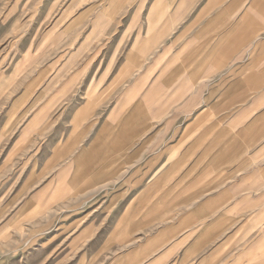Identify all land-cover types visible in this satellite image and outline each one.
Here are the masks:
<instances>
[{"label":"rangeland","instance_id":"1","mask_svg":"<svg viewBox=\"0 0 264 264\" xmlns=\"http://www.w3.org/2000/svg\"><path fill=\"white\" fill-rule=\"evenodd\" d=\"M159 7L0 0V264H127L117 242L134 232L126 219L140 200L135 183L96 181L94 165L78 162L100 158L88 149L103 125L144 99L174 109L160 79L165 56L154 52ZM98 169L110 177V166Z\"/></svg>","mask_w":264,"mask_h":264},{"label":"crops","instance_id":"2","mask_svg":"<svg viewBox=\"0 0 264 264\" xmlns=\"http://www.w3.org/2000/svg\"><path fill=\"white\" fill-rule=\"evenodd\" d=\"M157 17L174 109L144 99L103 125L88 149L100 158L78 163L135 183L134 232L117 242L127 264H264V0H160ZM150 22L145 11L144 43Z\"/></svg>","mask_w":264,"mask_h":264}]
</instances>
